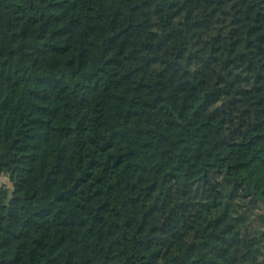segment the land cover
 Returning <instances> with one entry per match:
<instances>
[{"label": "trees", "instance_id": "16d2710c", "mask_svg": "<svg viewBox=\"0 0 264 264\" xmlns=\"http://www.w3.org/2000/svg\"><path fill=\"white\" fill-rule=\"evenodd\" d=\"M0 264H264V0H0Z\"/></svg>", "mask_w": 264, "mask_h": 264}, {"label": "crops", "instance_id": "0c3cea01", "mask_svg": "<svg viewBox=\"0 0 264 264\" xmlns=\"http://www.w3.org/2000/svg\"><path fill=\"white\" fill-rule=\"evenodd\" d=\"M9 182H10L9 177L7 175L0 173V185H5V184L10 185Z\"/></svg>", "mask_w": 264, "mask_h": 264}, {"label": "rangeland", "instance_id": "374dc122", "mask_svg": "<svg viewBox=\"0 0 264 264\" xmlns=\"http://www.w3.org/2000/svg\"><path fill=\"white\" fill-rule=\"evenodd\" d=\"M10 183V182H9ZM11 185V184H10Z\"/></svg>", "mask_w": 264, "mask_h": 264}]
</instances>
